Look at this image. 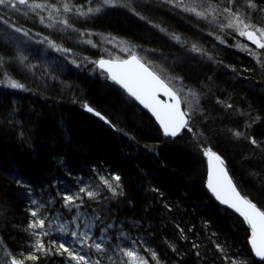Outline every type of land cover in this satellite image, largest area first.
<instances>
[{"label":"trees","instance_id":"obj_1","mask_svg":"<svg viewBox=\"0 0 264 264\" xmlns=\"http://www.w3.org/2000/svg\"><path fill=\"white\" fill-rule=\"evenodd\" d=\"M245 2L264 8V0L200 3L219 22L223 9ZM206 22L180 0L0 5V264H264L249 249L246 222L209 198L203 154L223 157L237 188L264 210V58ZM133 53L197 95L191 131L163 135L96 65ZM37 219L44 228H29Z\"/></svg>","mask_w":264,"mask_h":264},{"label":"snow or ice","instance_id":"obj_2","mask_svg":"<svg viewBox=\"0 0 264 264\" xmlns=\"http://www.w3.org/2000/svg\"><path fill=\"white\" fill-rule=\"evenodd\" d=\"M111 2L112 0H104L105 4H110ZM168 2L171 3L172 0H168ZM180 2H182V0H180ZM231 2L234 3L235 0H231ZM18 3L26 4L27 0H18ZM6 4H10V0H0V5ZM11 6L15 7V5ZM34 7L40 8L41 5L36 4ZM249 7H255V5L250 2ZM69 10L70 9L67 7L65 8V11ZM99 10L100 9H96V11ZM186 10L196 13L195 8ZM89 11H91V9H89ZM225 11L230 12L231 9L225 8ZM196 14L200 16L203 15V13ZM241 23L243 22L241 21ZM228 27H233V25L229 24ZM244 28H252L253 30L240 31L239 34L241 36H246L247 39L257 47L264 48V42H261L262 39H264V27H256V25L252 23H246L244 24ZM16 31L19 32L20 29L16 28ZM257 33H259V36H257ZM96 63H98L100 68L105 69L109 73L110 78L117 84L121 85L130 96L134 97L145 108H148L152 111L153 115L162 126L165 135H171L175 137L181 128L187 126V121L185 120L186 113L181 111V100L177 96L176 92H174L154 71L142 63L135 53L131 54L128 59L121 60L118 63L104 59H101ZM10 87L22 88L23 85L18 84L15 81H11ZM161 91L169 96L174 101V103L168 104L159 100L157 98V93ZM84 107H86L87 111L89 112L94 111L87 105H84ZM228 107H231V105H228ZM95 115L100 116L101 119H104V117L101 116L99 112H96ZM189 131H191L190 128ZM236 135H240V133H236ZM252 143H256V141L253 140ZM203 154L204 156L208 157L209 163L207 187L222 204L234 209L235 212L239 213V215L243 217V220L250 226L251 229L249 241L251 248L257 257H260L262 260H264V210L258 207L257 204L252 200L248 199L246 195H242L237 190L236 186L233 184L231 178L228 176L227 171L224 168V161L219 155L211 151V149H203ZM113 179L119 181L120 177L115 176ZM105 183L107 184L108 181H105ZM108 186L109 188L112 187L111 184H108ZM81 191H84V189H81ZM88 195L92 197L94 194L89 192ZM65 200L66 202H72L73 197H65ZM33 203H35V201H33ZM31 215L36 217L37 212L32 211ZM44 226V219H37L35 222L29 224V228L32 229L37 227L44 228ZM33 234L39 235L38 233ZM43 234L47 235L48 233L45 232ZM71 235L73 237L77 236L75 232L71 233ZM35 246L38 248V250H44V245L39 241H37ZM94 246L98 251L101 250V245L99 243H96ZM59 249H63V251L68 253L72 259L84 261L83 256H74L73 253L70 252L67 247H65L64 243H60ZM126 255L129 257H134V253L132 251H128ZM152 255L155 257V253ZM28 259H36V257L29 256ZM12 264H22V261L18 262L13 260ZM85 264H87L86 261ZM144 264H146V262H144ZM233 264H237V262L233 261Z\"/></svg>","mask_w":264,"mask_h":264},{"label":"rangeland","instance_id":"obj_3","mask_svg":"<svg viewBox=\"0 0 264 264\" xmlns=\"http://www.w3.org/2000/svg\"><path fill=\"white\" fill-rule=\"evenodd\" d=\"M186 1V0H184ZM201 0H191V8H195L196 13H203L202 16L197 15L196 16L201 18V20H204V22L208 21L211 22L215 27H218V29H225L228 27L229 24L233 25V27H228L231 32H234V37H236L237 40V46L239 48H242L246 52H250L251 54L253 51H258L260 54H254L256 58H264V48H259L255 44H253L250 40L247 39L246 36H241L239 34L240 31H252V28L245 29L244 24L246 23H252L256 25V27H264V8H259L258 4H255V7H249L250 2H245V4L239 5L238 8L231 10L230 12H226L223 9V14L221 16L222 19L224 18V21L216 20V13L213 11V13L210 12L211 9L203 6L204 3H200ZM252 3V2H251ZM189 4V2H188ZM187 2L183 3L181 2V5L183 9H188ZM209 6V5H208ZM217 9V7H216ZM191 12V11H190ZM193 13V12H191ZM241 21L243 23H241ZM206 22V23H208ZM220 23V25H219ZM209 24V23H208ZM222 27V28H221ZM257 36H259V33H257ZM261 42H264V39H262ZM116 47H118V50L124 54H128L129 48H126L124 45L115 44ZM246 46V47H245ZM184 50H189L185 48ZM154 63V62H153ZM160 73H162L165 77L166 83H168L172 89L176 91L177 94L180 95L182 104L184 105L185 109L190 113L193 110H195L196 101H197V95L192 93L189 89H186L182 83H180L177 79H175L173 76L171 77L166 71H164L163 68L160 69ZM12 80L5 79V81L2 83L4 86L8 87L9 89H18V88H12L10 87V82ZM19 262V261H18Z\"/></svg>","mask_w":264,"mask_h":264},{"label":"water","instance_id":"obj_4","mask_svg":"<svg viewBox=\"0 0 264 264\" xmlns=\"http://www.w3.org/2000/svg\"><path fill=\"white\" fill-rule=\"evenodd\" d=\"M130 56H128V58H129ZM138 57V56H137ZM128 58H126V59H128ZM140 59V58H139ZM101 60V59H100ZM104 60H110V61H113V62H119V61H121V60H125V59H117V60H112V59H109V58H106V59H104ZM141 60V59H140ZM99 61V60H98ZM97 61V62H98ZM141 62L142 63H144L142 60H141ZM146 66H148L152 71H154L152 68H151V66H149L147 63H144ZM96 65H97V67H98V69L100 70V71H102L105 75H107L108 76V78L116 85V86H118V87H120L124 92H125V94H126V96H128L129 98H131L135 103H136V105L137 106H139L140 108H142L148 115H149V117H151V118H153V120H154V122H155V124L157 125V127H159L160 128V130H161V132L163 133V135H165L164 134V130H163V128H162V126L160 125V123H159V121L156 119V117L153 115V113H152V111L150 110V109H148V108H145L142 104H140V102L139 101H137L134 97H132V96H130L129 94H128V92L121 86V85H119V84H117L115 81H113L111 78H110V75H109V73L105 70V69H103V68H100L99 67V65H98V63H96ZM155 72V71H154ZM156 73V72H155ZM158 76H159V74L158 73H156ZM160 77V76H159ZM165 83H166V81L162 78V77H160ZM171 89H172V87L168 84V83H166ZM174 92H176L174 89H172ZM177 94V93H176ZM177 96L180 98V100H181V97H180V95L179 94H177ZM157 98L159 99V100H161V101H163L164 103H168V104H172V103H174V101L169 97V96H167L164 92H159V93H157ZM90 107V106H89ZM180 107H181V111H183V112H185L186 113V116H185V120L187 121V126L186 127H184V128H181L179 131H178V133H177V135L175 136V137H173V136H171V135H165V136H167V137H170V138H173V139H175V138H177V137H179L180 135H182L184 132H185V130H187L188 128H189V124H190V114H189V112L185 109V107H184V105L182 104V100H181V105H180ZM86 109V111H87V108H85ZM94 110V109H93ZM97 111L96 110H94L93 112H89L88 111V113L89 114H91V115H93V116H95V117H100V116H97V115H95V113H96ZM101 115V114H100ZM102 116V115H101ZM104 121H105V123H106V125L107 126H111L110 125V122L107 120V119H103ZM112 127V126H111ZM212 151V150H211ZM214 152V151H213ZM214 153H216V152H214ZM217 154V153H216ZM218 155V154H217ZM220 156V155H219ZM204 157H206V156H204ZM221 157V156H220ZM221 159L224 161V168H225V170L227 171V174H228V176L231 178V180H232V182H233V184L236 186V183H235V181H234V179L230 176V173H229V170H228V167H226V162H225V160H224V158L223 157H221ZM206 168H207V174H206V182H205V190L207 191V194H208V196H209V198H211L212 200H214L218 205H220V206H222V207H224V208H226L227 210H230L231 212L233 211L234 213H236V214H238L239 215V213H237V212H235V210L234 209H232V208H230V207H228L227 205H225V204H222L216 197H215V195L211 192V190L207 187V183H208V175H209V163H208V157H206ZM236 188H237V186H236ZM237 190L241 193V191L239 190V188H237ZM242 195H243V193H241ZM240 216V215H239ZM241 217V216H240ZM242 218V220H243V217H241ZM244 221V220H243ZM247 224V223H246ZM248 225V224H247ZM248 227H249V229H250V226L248 225ZM250 231H251V229H250ZM250 241V238L248 239V242ZM249 249H250V251H251V253H252V255H253V257H254V259L256 260H258V261H261V262H263L264 263V260H262L260 257H257L256 255H255V253H254V251L252 250V248H251V244H250V242H249ZM12 261H13V259L11 260V264H12ZM23 264V263H22Z\"/></svg>","mask_w":264,"mask_h":264},{"label":"bare ground","instance_id":"obj_5","mask_svg":"<svg viewBox=\"0 0 264 264\" xmlns=\"http://www.w3.org/2000/svg\"><path fill=\"white\" fill-rule=\"evenodd\" d=\"M137 56V55H136ZM112 60H116V59H112ZM102 72V71H101ZM103 73V72H102ZM104 74V73H103ZM105 75V74H104ZM107 76V75H106ZM160 76V75H159ZM110 80V79H109ZM111 81V80H110ZM112 82V81H111ZM207 174V173H206Z\"/></svg>","mask_w":264,"mask_h":264}]
</instances>
